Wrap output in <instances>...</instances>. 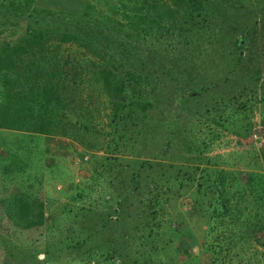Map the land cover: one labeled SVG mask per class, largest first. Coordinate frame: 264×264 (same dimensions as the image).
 <instances>
[{
    "label": "trees",
    "instance_id": "16d2710c",
    "mask_svg": "<svg viewBox=\"0 0 264 264\" xmlns=\"http://www.w3.org/2000/svg\"><path fill=\"white\" fill-rule=\"evenodd\" d=\"M62 4L0 0V26L16 37L0 41V127L67 137L85 152L102 149L94 177L115 170L108 155L134 153L124 158L126 188L114 194L111 212L105 199L72 210L71 216L96 211L87 226L84 219L77 226L79 244L96 235L78 261L120 264L132 250L143 264H165L177 250L165 235L189 233L162 218L164 206L194 183L209 264H223V255L228 261L218 250L229 247L235 262L264 264V171L198 166L209 161L201 154L203 125L244 136L254 109L264 110V50L254 51L257 40L264 47V0ZM153 142L162 145L155 144L151 159L135 153ZM17 194L9 197V210L25 225L41 223L42 210L30 209L29 196Z\"/></svg>",
    "mask_w": 264,
    "mask_h": 264
},
{
    "label": "rangeland",
    "instance_id": "374dc122",
    "mask_svg": "<svg viewBox=\"0 0 264 264\" xmlns=\"http://www.w3.org/2000/svg\"><path fill=\"white\" fill-rule=\"evenodd\" d=\"M62 1L36 0V4L54 8L57 5L61 6ZM66 7L77 9L79 4ZM9 28L7 25L0 26V41L16 40V37L10 34ZM262 45L257 40L255 55L264 50ZM262 108L259 106L251 113L252 127L244 136L219 126L203 125L201 134H205L207 148L201 154H206L209 161L199 163L195 160L193 163H199L198 166L202 168L206 164H212L227 168L264 171V142L258 146L253 137V133L259 136L264 132ZM171 110L172 108L167 113ZM193 135L197 140L201 138V135ZM155 144L162 145V142H153L152 148L150 144L147 145L145 152L137 146L134 148L135 153L141 152L142 157L151 159L154 156L152 154L157 153L159 150L157 148L160 147ZM103 154V150L99 148L86 149L85 152L80 143L67 137L0 127V264H81L76 255L84 253L86 247L95 240L96 235L90 237L92 239L90 242L79 244L77 226L83 219L84 226H87L92 219L88 217L89 214L96 211L90 210L89 214L83 216L79 214L71 216V212L79 206L101 205L103 199L106 200L104 205L109 206L111 212L114 194L126 188L125 174L129 169L124 166V158L134 156L132 151L108 155L110 161L117 164L115 170L104 171L100 177H94L93 166ZM165 161L177 162L171 159ZM199 171L200 168H196V173ZM201 174L207 176L206 171L202 169ZM109 180L112 183L109 184ZM195 186L194 183L184 186L186 191L164 206L162 218H171L172 226L176 228L183 226V229L189 233L188 236L165 235L170 238L171 247H177L176 255L165 264H181V259L185 255L189 256L182 259L186 264L210 262V251L204 248L203 231H200V228L204 227L205 215L201 214L199 208L194 207V196L191 195ZM15 193H18L17 196L19 194L29 196L25 201L29 203L30 209L42 210L41 223L25 225L15 212L9 210L10 205H7L9 197ZM204 199L203 195L201 203ZM68 226L71 231L66 232ZM116 230L120 231L122 228L117 226ZM106 235L99 241L106 240ZM118 242L120 245H117V249L121 253L122 242ZM259 248L261 249L260 245ZM213 250L217 252V249ZM233 252L230 247L226 250H218V254L227 253L229 258L227 261L223 255L219 256V259L223 264H245L243 259L235 262L237 256ZM125 256V261L121 260L120 264H143L140 260H135L132 250ZM88 264L97 263L90 258ZM98 264H112V262L103 261ZM151 264L156 263L152 261ZM214 264H217V261Z\"/></svg>",
    "mask_w": 264,
    "mask_h": 264
},
{
    "label": "built area",
    "instance_id": "2783aa9c",
    "mask_svg": "<svg viewBox=\"0 0 264 264\" xmlns=\"http://www.w3.org/2000/svg\"><path fill=\"white\" fill-rule=\"evenodd\" d=\"M253 137H255V141H256V145H261L263 144L264 142V134H261L259 136H256L254 133H253Z\"/></svg>",
    "mask_w": 264,
    "mask_h": 264
}]
</instances>
